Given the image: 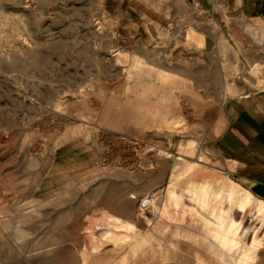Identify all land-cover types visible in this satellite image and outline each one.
Instances as JSON below:
<instances>
[{
    "label": "rangeland",
    "instance_id": "obj_1",
    "mask_svg": "<svg viewBox=\"0 0 264 264\" xmlns=\"http://www.w3.org/2000/svg\"><path fill=\"white\" fill-rule=\"evenodd\" d=\"M261 92L264 47L183 0H0V264H264L217 141Z\"/></svg>",
    "mask_w": 264,
    "mask_h": 264
},
{
    "label": "crops",
    "instance_id": "obj_2",
    "mask_svg": "<svg viewBox=\"0 0 264 264\" xmlns=\"http://www.w3.org/2000/svg\"><path fill=\"white\" fill-rule=\"evenodd\" d=\"M183 1L193 18L200 19L203 15L209 22L223 24L225 30L239 38L243 48L261 51L264 47V0ZM190 47L183 44V51L188 52ZM208 47L210 42L204 37L203 46L192 49L203 55ZM258 94L252 100L250 97L237 100L239 108L235 107L239 111L217 141L224 150L219 155L220 162L231 163V172L245 181L252 193L264 199V92Z\"/></svg>",
    "mask_w": 264,
    "mask_h": 264
}]
</instances>
